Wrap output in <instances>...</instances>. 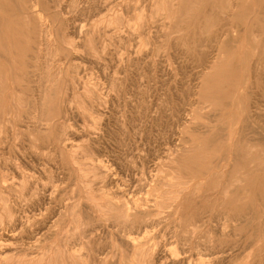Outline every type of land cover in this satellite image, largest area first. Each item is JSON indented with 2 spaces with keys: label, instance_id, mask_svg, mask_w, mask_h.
<instances>
[{
  "label": "rangeland",
  "instance_id": "rangeland-1",
  "mask_svg": "<svg viewBox=\"0 0 264 264\" xmlns=\"http://www.w3.org/2000/svg\"><path fill=\"white\" fill-rule=\"evenodd\" d=\"M0 215V264H264V0H0Z\"/></svg>",
  "mask_w": 264,
  "mask_h": 264
},
{
  "label": "bare ground",
  "instance_id": "bare-ground-1",
  "mask_svg": "<svg viewBox=\"0 0 264 264\" xmlns=\"http://www.w3.org/2000/svg\"><path fill=\"white\" fill-rule=\"evenodd\" d=\"M173 3V2H172ZM18 6V5H17ZM19 7V6H18ZM17 8V7H16ZM82 10V9H81ZM38 11V10H37ZM26 15V14H25ZM42 17V16H41ZM40 20V19H39ZM41 21V20H40ZM44 22V21H43ZM42 23V22H41ZM42 26V25H41ZM45 26V25H44ZM42 32H43V30H42ZM46 33V32H45ZM203 35V34H202ZM222 36H224V34L222 35ZM230 38V37H229ZM222 40V39H221ZM231 40V39H230ZM219 41V40H218ZM229 41V40H228ZM232 41V40H231ZM49 42V41H48ZM220 44V43H219ZM231 46V45H230ZM33 61V60H32ZM39 64V63H38ZM37 64V65H38ZM40 64H41V62H40ZM51 66V65H50ZM99 66V65H98ZM41 67H42V65H41ZM38 68V67H37ZM45 68V67H44ZM38 69H40V68H38ZM37 69V70H38ZM53 70V69H52ZM36 71V70H35ZM43 72V71H42ZM49 72V71H48ZM28 73H30V72H28ZM38 73H40V72H38ZM44 73V72H43ZM42 73V74H43ZM41 74V75H42ZM38 76V75H37ZM43 77H44V75H42ZM54 76V75H53ZM40 77V76H39ZM30 78H33V77H30ZM51 78L52 77H50L49 78V80L50 81H48V83L49 82H51L52 80H51ZM58 78V77H57ZM55 79V78H54ZM40 80V79H39ZM38 81V80H37ZM50 84V83H49ZM52 86V85H51ZM33 89V88H32ZM40 89H42V88H40ZM47 89V88H46ZM38 91V90H37ZM40 91H42V90H40ZM45 91H47V90H45ZM39 92V91H38ZM40 93V92H39ZM41 94H42V97H43V93L41 92ZM90 94V93H89ZM35 95V94H34ZM95 94H93V96H94ZM40 96L41 95H39V98H40ZM18 97V96H17ZM47 97V96H46ZM38 98V99H39ZM20 101V100H19ZM34 102V101H33ZM36 102V101H35ZM39 103V102H38ZM40 103H42L41 101H40ZM24 104V103H23ZM37 105V104H36ZM35 105V106H36ZM39 106L40 105H42V104H38ZM24 106V105H23ZM22 107V106H21ZM37 108V107H36ZM27 114H29V113H27ZM34 115V114H33ZM37 118V117H36ZM35 121V120H34ZM38 122H39V120H38ZM38 122H36V123H38ZM35 123V124H36ZM42 124V123H41ZM40 124V125H41ZM69 135V134H68ZM68 141V140H67ZM71 144V143H70ZM71 146V145H70ZM73 150V149H72ZM192 150V149H191ZM186 151V150H185ZM188 153H190V150L188 151ZM119 157V156H118ZM78 159V158H77ZM100 165V164H99ZM106 165V164H105ZM94 166V165H93ZM100 166H102V165H100ZM99 166V167H100ZM97 167V166H96ZM106 167H104V169H105ZM91 169V168H90ZM95 169V168H94ZM104 169H102V170H104ZM82 170V169H81ZM108 170V169H107ZM89 171V170H88ZM105 171V170H104ZM80 172V171H79ZM93 172V171H92ZM107 172V171H106ZM81 175V174H80ZM85 175V174H84ZM84 175H82V176H84ZM87 175V174H86ZM94 175H95V173H94ZM93 175V176H94ZM105 175H108V174H106L105 173ZM131 175V174H130ZM87 176H89V174L87 175ZM4 177V176H3ZM105 177V176H104ZM113 177V176H112ZM11 179H14V178H11ZM86 179V178H85ZM110 179V178H109ZM15 181H16V178L14 179ZM20 180V179H19ZM81 180H82V178H81ZM105 180V179H104ZM180 180V179H179ZM7 181H10L9 179H7ZM13 181V180H12ZM110 181V180H109ZM109 181H108V183H109ZM23 182V181H22ZM106 182V181H105ZM174 182V181H173ZM107 183V182H106ZM6 184V183H5ZM25 184V183H24ZM171 184V183H170ZM183 185L182 183H178L177 185ZM13 185V184H12ZM26 185V184H25ZM87 185V184H86ZM167 185H169V184H167ZM130 186V185H129ZM171 186H172V184H171ZM174 186V185H173ZM175 186H176V184H175ZM174 186V187H175ZM132 188V187H131ZM177 188V187H176ZM30 189V188H29ZM32 189V188H31ZM89 189V188H88ZM184 190V189H183ZM185 191V190H184ZM3 192V191H2ZM89 192H91V191H89ZM121 192V191H120ZM178 193H181V192H177V191H175V192H173V191H168L167 190V192L165 191L164 192V194L162 195L163 196V201L161 202V205H162V207L163 206H167V204L169 203V202H171L172 200H175V198L177 197V195H178ZM127 194V193H126ZM182 194H184V193H182ZM194 194V193H193ZM6 195H8V194H6ZM181 195V194H180ZM2 196V195H1ZM90 196V195H89ZM8 197V196H7ZM87 197V196H86ZM91 197V196H90ZM88 198V197H87ZM94 198V197H93ZM180 198V197H179ZM90 199V198H89ZM88 199V200H89ZM91 200H92V198H91ZM94 200V199H93ZM92 200V201H93ZM91 201V202H92ZM107 201V203H105V204H108L109 202L108 201H110V200H106ZM157 201V200H156ZM159 201V200H158ZM99 202V201H98ZM112 202V201H111ZM114 203V202H113ZM155 203V202H154ZM175 203H177V201H175ZM109 204H112V203H109ZM114 204H116V203H114ZM123 204V203H122ZM119 205V204H118ZM170 205V204H169ZM169 205H168V207H169ZM8 206V205H7ZM74 206H77V205H74ZM73 206V207H74ZM124 206V205H123ZM165 206V207H166ZM95 207V206H94ZM112 207H114V205H112ZM115 207H117V206H115ZM121 207H122V205H121ZM143 207V206H142ZM167 207V208H168ZM97 208V207H96ZM95 208V209H96ZM110 208H111V206H110ZM127 208V207H126ZM141 208V207H140ZM160 208V207H159ZM122 209H124V208H122ZM121 209V210H122ZM132 209V208H131ZM137 209V208H136ZM161 209V208H160ZM179 209V208H178ZM181 209V208H180ZM14 210V209H13ZM73 210L75 211V209L73 208ZM78 210V209H77ZM87 210V209H86ZM105 210V209H104ZM115 210L118 212V211H121V210H117L116 208H115ZM138 210V209H137ZM15 211V210H14ZM79 211V210H78ZM77 211V212H78ZM102 212H103V210H101ZM128 211V210H127ZM131 211V210H130ZM134 211H135V209H134ZM160 211V210H159ZM76 212V211H75ZM110 212V211H109ZM126 211H123V214L125 213ZM136 212V211H135ZM140 212V211H139ZM138 212V213H139ZM181 212V211H180ZM127 213V212H126ZM134 213V212H133ZM141 213V212H140ZM110 214V213H109ZM116 214V213H115ZM122 214V213H121ZM121 214H120V216H121ZM122 214V215H123ZM128 214V213H127ZM134 214H136V213H134ZM125 215V214H124ZM123 215V216H124ZM142 215V214H141ZM145 215V214H144ZM143 215V216H144ZM176 215V214H175ZM117 216V215H116ZM119 216V217H120ZM122 216V217H123ZM7 217H10V214H7ZM73 217H75V216H73ZM72 217V218H73ZM106 217V216H105ZM118 217V216H117ZM118 217V218H119ZM71 218V219H72ZM86 218V217H85ZM107 218V217H106ZM113 218V217H112ZM147 218V217H146ZM4 219H5V217H2L1 215H0V231H2V224H3V222H4ZM7 219V218H6ZM76 219V218H75ZM80 219V218H79ZM82 219V218H81ZM109 219V218H108ZM124 219V218H123ZM123 219H121V220H123ZM129 219H131V218H129ZM84 220V219H83ZM126 220V219H125ZM141 220V219H140ZM16 221V220H15ZM241 221V220H240ZM119 222V221H118ZM123 222V221H122ZM121 222V223H122ZM126 222V221H125ZM145 222H146V219H145ZM159 222V221H158ZM241 222H243V221H241ZM74 223V222H73ZM79 223V222H78ZM128 223V222H127ZM141 223H142V221H141ZM130 224H131V222H130ZM147 225H149L148 223H146ZM145 224V225H146ZM83 225V224H82ZM128 227H129V225L128 224H126ZM125 225V226H126ZM134 225V224H133ZM133 225H131V226H133ZM142 225V224H141ZM153 225V224H152ZM138 227H139V225H138ZM147 227V226H146ZM85 228V227H84ZM136 228V227H135ZM142 228V227H141ZM147 228H149V227H147ZM133 229V228H132ZM138 229V228H137ZM145 229V228H144ZM6 230V229H5ZM6 232V234L8 233L7 231H5ZM11 232H9V234H10ZM13 233V232H12ZM8 234V235H9ZM16 234V233H15ZM15 234H13V235H15ZM145 234V233H144ZM11 235V234H10ZM18 235V234H17ZM122 235V234H121ZM0 236H1V234H0ZM131 236V235H130ZM129 236V237H130ZM146 237V236H145ZM145 237H144V239H145ZM131 238V237H130ZM2 239H4V237L2 238ZM123 239H124V237H123ZM122 239V240H123ZM138 239V238H137ZM120 240V239H119ZM141 240H143V239H141ZM127 241H129V242H131V241H134L133 240V238L131 239V241L130 240H128V238H127ZM144 241V240H143ZM3 242V241H2ZM2 242H0V243H2ZM138 242V241H137ZM4 243V242H3ZM8 243V245H10L9 244V242H7ZM6 243V244H7ZM90 243V242H89ZM132 243V242H131ZM131 243H130V245H131ZM135 243V242H134ZM143 243V242H142ZM138 244H140V242L138 243ZM1 245V244H0ZM13 245V244H12ZM16 245V244H15ZM24 245V244H23ZM136 245V244H135ZM28 246V245H27ZM32 246V245H31ZM139 246V245H138ZM144 246V245H143ZM76 247V246H75ZM130 247V246H129ZM145 247V246H144ZM13 248H14V246H13ZM146 248V247H145ZM149 248V247H148ZM151 248V247H150ZM3 249V248H2ZM9 249V248H8ZM141 249H143V247L141 248ZM1 250V249H0ZM136 250V249H135ZM138 250V249H137ZM140 250V249H139ZM54 251H56V250H54ZM58 251V250H57ZM61 251V250H60ZM75 251V250H74ZM143 251V250H142ZM142 251H141V253H142ZM148 251H149V249H148ZM168 251V250H167ZM167 251H166V253H167ZM76 252V251H75ZM75 252H74V255H71V257L67 260V262H62L60 259H59V262H58V264H78V261L80 260V261H83L82 260V258L81 257H79L80 255L79 254H81V253H79L78 255H75ZM79 252V251H78ZM139 252V251H138ZM140 253V252H139ZM163 253V252H162ZM5 254V253H4ZM17 254V253H16ZM40 254V253H39ZM134 254V253H133ZM136 254V253H135ZM147 254V253H146ZM149 254V253H148ZM155 254V253H154ZM7 255V254H6ZM13 255V254H12ZM143 255H144V252L141 254V258L143 257ZM220 255V254H219ZM8 256H9V254H8ZM14 256V255H13ZM136 257L138 256V255H135ZM151 256V255H150ZM149 256V257H150ZM5 258L7 257V256H4ZM15 257V256H14ZM59 257V256H58ZM84 257V256H83ZM132 257H134V255L132 256ZM140 257V256H139ZM167 257V256H166ZM170 257H171V255H170ZM215 257V256H214ZM219 257V256H218ZM10 258V257H9ZM102 258V257H101ZM146 258H148V257H146ZM172 258V257H171ZM174 258V257H173ZM206 258V257H205ZM212 258H213V256H212ZM212 258H211V260H212ZM217 258V257H216ZM17 259V258H16ZM86 259V258H85ZM138 259V258H137ZM166 259V258H165ZM175 259H176V257H175ZM24 260V259H23ZM105 260V259H104ZM128 260H130V259H128ZM133 260V259H132ZM135 260H136V258H135ZM142 260V259H141ZM140 260V261H141ZM174 260V259H173ZM209 260V259H208ZM146 261V260H145ZM171 261V260H170ZM179 261H181V260H179ZM225 261V260H224ZM0 262H3V257H2V259L0 258ZM132 262V261H131ZM136 262V261H135ZM204 262V261H203ZM202 262V263H203ZM86 263V262H85ZM85 263H82V264H85ZM104 263H105V261H104ZM129 263V262H128ZM133 264H134V262H132ZM137 263V262H136ZM139 263V262H138ZM143 263V262H142ZM146 263V262H145ZM171 263V262H170ZM173 263V262H172ZM207 262L205 261V264H206ZM211 263V262H210ZM6 264H11V262L10 261H6ZM17 264H51V262H46V258L44 257V256H42L41 258H39V259H37V260H34V261H28V262H25V261H19ZM131 264V263H130ZM140 264V263H139ZM147 264H149L148 262H147ZM169 264V263H168ZM181 264V263H180ZM184 264V263H183ZM204 264V263H203ZM208 264V263H207Z\"/></svg>",
  "mask_w": 264,
  "mask_h": 264
}]
</instances>
